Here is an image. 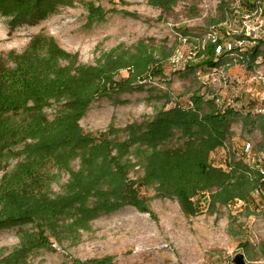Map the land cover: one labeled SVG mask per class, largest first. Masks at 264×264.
I'll list each match as a JSON object with an SVG mask.
<instances>
[{
  "label": "rangeland",
  "instance_id": "obj_1",
  "mask_svg": "<svg viewBox=\"0 0 264 264\" xmlns=\"http://www.w3.org/2000/svg\"><path fill=\"white\" fill-rule=\"evenodd\" d=\"M35 1L20 6L18 0H0V65L7 69L21 68L12 61V54L24 58L29 66H37L41 58L51 63L56 56L58 69L69 67L74 71L81 66H96L106 54L121 46L133 49L144 44L155 61L162 60L164 50L171 53L163 62L162 73L132 86H143L141 90L92 104L79 120L85 133L97 134L150 121L155 108H163L167 101L170 103L166 109L192 106L193 96H201L204 102L219 97L232 104L242 102L248 113L238 116L231 138L211 154L210 163L230 172L234 169L230 160L242 161L251 172H259L264 182V160L260 162L264 159V62H255L253 70L248 69L255 49L248 45L235 51L237 37L223 36L236 28L231 23L234 16L240 19L237 27L244 26V13L236 0H178L165 13L149 0H64L60 4L47 0L38 4V10L16 17L18 6L32 8ZM246 24L259 32L258 39H264V16L252 15ZM215 29L220 33L219 39H224L222 54L217 56L223 65L218 69L230 81L221 74L206 76L209 69L201 61L207 55L197 57L199 48L210 42ZM33 45L37 49L33 50ZM261 48L258 55L264 58V45ZM241 54L245 57L242 62ZM253 74L257 81L250 83ZM241 76L249 82L241 87L232 83ZM127 77L124 71L117 80ZM53 84L51 81L46 88L41 87L37 94L43 95ZM37 87L40 88L39 83L35 82L32 88ZM31 95L24 97L26 108H32L31 113L43 123L53 121L63 108L64 102L54 99L37 105ZM259 107L263 113L255 115L252 111ZM19 112L21 115L15 120L29 119L28 110ZM246 117L251 122L248 128ZM247 143L253 147L251 158L245 153ZM22 158L11 157L3 163L0 183ZM49 171L54 175L52 193H62L69 175L56 167ZM140 176L138 168L130 175L133 180ZM140 194L147 199L155 217L126 207L99 217L88 229H79L73 236H57L35 223L0 231V264H99L105 258H112L106 264H235L241 256L246 264H264L263 190L256 191L247 204L238 201L215 209H209V196L198 197V213L191 217L184 214L176 200L155 197L153 187H140Z\"/></svg>",
  "mask_w": 264,
  "mask_h": 264
},
{
  "label": "trees",
  "instance_id": "obj_2",
  "mask_svg": "<svg viewBox=\"0 0 264 264\" xmlns=\"http://www.w3.org/2000/svg\"><path fill=\"white\" fill-rule=\"evenodd\" d=\"M18 1L20 6H27L31 0ZM42 1L47 0H36L32 8L18 6L16 17L38 10ZM49 1L60 4L64 0ZM177 1L149 3L165 13ZM220 45L221 41L208 42L199 48L198 58L207 55L202 66L209 70L222 67V59H217ZM32 49L37 47L33 45ZM161 54L162 60L155 61L146 46L139 44L133 49L118 47L96 66H81L74 71L69 67L58 69L56 56L51 63L41 58L37 66H29L24 58L12 54V61L21 68L10 70L0 65V168L11 157L23 156L0 183V231L35 223L57 236H73L99 217L126 207L155 217L140 187H153L157 198L176 200L190 217L198 213V197L209 196V209H215L238 201L247 204L256 191L264 192L260 173L251 172L242 161L230 160L229 165L234 167L230 172L210 163L211 154L231 138L239 116L233 109L218 111L213 100L204 102L201 96H193L192 106L166 109L167 101L163 108H155L150 121L123 129L89 134L81 128L79 120L92 104L141 90L143 86H132L162 73L163 62L171 53L164 50ZM257 57L258 48L248 69L253 70ZM124 71L128 77L117 80ZM51 81L54 84L46 94L38 95ZM35 82L40 88L33 90ZM29 93L37 105L54 99L63 101V108L53 121L43 123L31 113L32 108H26L24 97ZM26 110L29 119L15 120L21 115L19 111ZM249 120L246 117L247 128ZM52 167L69 175L60 194L52 193ZM136 168L142 176L133 180L130 175ZM110 261L112 258H105L98 263Z\"/></svg>",
  "mask_w": 264,
  "mask_h": 264
},
{
  "label": "built area",
  "instance_id": "obj_3",
  "mask_svg": "<svg viewBox=\"0 0 264 264\" xmlns=\"http://www.w3.org/2000/svg\"><path fill=\"white\" fill-rule=\"evenodd\" d=\"M236 5H237L239 10H242V15L244 13V15H243L244 19L242 18V20H244L243 21V25L244 26L241 27V28H238L237 27V22H238L237 20L239 19V17L238 16H236V17L234 16V18L232 19L231 23H234L236 28L234 30H232V29L231 30H227L223 34V36H231V35H233V36L237 37L236 42L234 44L235 47H236L235 51H237V50H241L242 51L244 48H247L249 46H250L249 48H251V49H256V48H258V50L262 49L261 46L264 45V39H258V33L259 32H257L255 29L250 30L249 29L250 27L247 26V24H246V20H249L252 15H254V16H257V15L264 16V0H236ZM239 21H240V19H239ZM258 28L260 30V27H258ZM260 32L262 33V31H260ZM219 36H220L219 31L215 29L210 34V42L212 44H215L218 41H224L223 38L219 39ZM261 40H263L262 41L263 44H262ZM221 49H222V43L217 49V56H220L222 54V53H220ZM237 54L240 56L239 53H237ZM241 55H242V57H241V62H242L243 59H245V57H244L243 54H241ZM263 62H264V58L262 56L258 55L256 64H262ZM219 74L222 75L223 79L230 81V77L224 75L222 73V71H220L218 68H213V69L209 70L207 72L206 76L211 75L212 77H214V76H217ZM256 79H257V77L255 76V74H253L252 75V79H250V83H252V81H257ZM248 82H249L248 79H245L244 76H241V77H235L234 78V82H232V83H234L235 85L241 87V86H243L244 84H246ZM213 101L218 107L221 108L220 110L223 111V112L226 111L227 109H233L239 115L240 114H245L246 112L248 113V111H247L248 108H246L245 104H243L242 102L237 103V104H232L229 101L226 102L223 97L215 98V100L213 99ZM259 108L260 109H255L252 112L255 115L256 114H262L263 113L262 107H259ZM252 148L253 147H252L251 143H247L246 149H245V153H246L248 158H251V151L253 150ZM263 160L264 159H261L260 162H262Z\"/></svg>",
  "mask_w": 264,
  "mask_h": 264
},
{
  "label": "water",
  "instance_id": "obj_4",
  "mask_svg": "<svg viewBox=\"0 0 264 264\" xmlns=\"http://www.w3.org/2000/svg\"><path fill=\"white\" fill-rule=\"evenodd\" d=\"M235 264H246L244 261L243 256H241L240 258L236 259Z\"/></svg>",
  "mask_w": 264,
  "mask_h": 264
}]
</instances>
